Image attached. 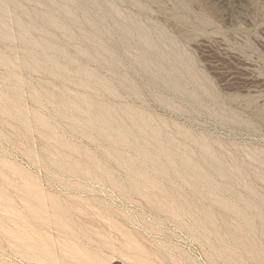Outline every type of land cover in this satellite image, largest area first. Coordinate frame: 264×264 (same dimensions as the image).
<instances>
[{
  "label": "rangeland",
  "instance_id": "rangeland-1",
  "mask_svg": "<svg viewBox=\"0 0 264 264\" xmlns=\"http://www.w3.org/2000/svg\"><path fill=\"white\" fill-rule=\"evenodd\" d=\"M0 264H264V0H0Z\"/></svg>",
  "mask_w": 264,
  "mask_h": 264
}]
</instances>
